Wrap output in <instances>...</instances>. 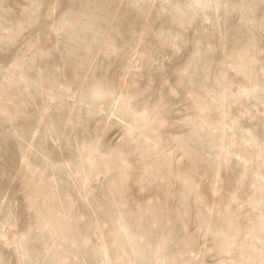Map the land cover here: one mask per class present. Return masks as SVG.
Here are the masks:
<instances>
[{"label":"rangeland","instance_id":"374dc122","mask_svg":"<svg viewBox=\"0 0 264 264\" xmlns=\"http://www.w3.org/2000/svg\"><path fill=\"white\" fill-rule=\"evenodd\" d=\"M222 2L224 6L210 14L208 22L197 20L184 33L178 55L162 50L171 57L162 61V72L145 68L137 77L139 89H148L141 105H156L161 97L166 105L167 122L160 136L171 153V167L163 172L171 175L143 192L132 185L121 197L111 176L101 174L103 168L76 175V142L92 139L85 128L95 127V121L75 130L66 128L65 122L79 110L70 97L84 86L85 72L89 83L99 80L114 87L122 83L131 67L137 34L144 29L143 17L129 3L121 6L116 30L98 24L91 30L58 35L57 10L48 4L0 0V48L5 49L0 75L6 70L15 74L4 83L7 114L0 115V198L6 197V211L0 217L5 225L0 232V260L4 264H19L24 255L45 264H225L260 258L251 249L264 213V159L258 147L264 144V93L260 92L264 4ZM66 7L62 5L61 11ZM160 27L156 23L155 28ZM109 38L119 49L115 54L104 46ZM198 41L213 49L195 81L203 101L190 99L186 88L177 87L179 73ZM143 48L159 55L160 43L148 34ZM18 57L23 60L14 67ZM133 75L135 69L129 83ZM59 85L70 92L57 99ZM173 89L179 94L171 95ZM197 127L202 131L193 135ZM122 134L121 127H113L104 141L105 150L116 147ZM49 165H71L72 170ZM29 168L44 172L45 192L54 211L43 232H33L25 241L21 237L36 223L25 187Z\"/></svg>","mask_w":264,"mask_h":264},{"label":"clouds","instance_id":"9594fccd","mask_svg":"<svg viewBox=\"0 0 264 264\" xmlns=\"http://www.w3.org/2000/svg\"><path fill=\"white\" fill-rule=\"evenodd\" d=\"M40 3L48 4L57 10L60 23L55 30L58 35L65 31L75 32L77 29L91 30L93 25L98 24L107 25L109 29L116 30L122 19L119 15L121 6H127L129 3L136 6L144 19V29L137 34L139 39L133 49L131 67L122 77V83L118 87L105 85L99 80L89 83L88 72H85L84 86L70 97L77 101L79 110L74 118L69 116L65 127L75 130L95 121V127L85 128L86 131H90L92 139L84 143L76 142L78 153L75 165L76 175H90L103 168L105 171L101 174L111 176L114 191L121 197L130 190L132 185L140 186V191L143 192L146 186L167 179L171 173L166 175L163 169L165 167L170 169L171 153L163 146L164 141L160 136V130L167 122L164 111L166 105L163 103V97L156 105L149 106L147 103L141 105V97L147 93L148 89H139L137 77L145 68L150 72L153 69L162 72V61L171 59L170 56L164 55L162 50L169 49L172 55H178L185 43L184 33L197 20L202 19L208 22L210 14L218 13L224 6L222 0H40ZM260 3L264 4V0H260ZM62 5L68 7L61 11ZM47 22L46 20L45 23ZM156 23L161 24L159 29L155 28ZM169 24L172 27H166ZM148 34L155 36L159 41V55L156 51L147 48L141 50ZM96 35L100 33L97 32ZM104 46L108 53L115 54L119 51L110 38L105 40ZM212 50L211 45L205 46L198 41L190 62L179 73L177 87L186 88L190 99L204 100V97L199 96L195 90V81L199 73L207 67L204 60ZM28 51H31V48ZM86 51L90 53L91 49L87 48ZM4 54L5 49L0 48V57ZM22 60V57H18V63L14 67H19ZM132 69H135V75L129 83ZM14 77L15 74L8 70L0 75V115L7 114L4 83L12 81ZM58 88L57 99L65 91L70 92V89H65L63 85H59ZM260 92L264 93V87L260 89ZM178 94L174 89L171 91V95ZM117 126L121 127L123 134L120 135L116 147L105 150L104 141L107 133ZM200 131L202 129L199 127L194 128L193 135H198ZM150 135L153 137L151 140L148 139ZM258 147L264 159V144ZM49 167L53 169L66 167L69 171L72 170L71 165H49ZM46 183L44 172L40 169H28L25 187L31 205L29 211L35 214L36 223L24 233L22 240L27 241L33 232H43L50 223L54 209L50 206L51 200L45 192ZM5 211L6 197H3L0 198V217L4 216ZM8 219H11L10 212ZM4 226L3 220H0V232ZM259 233V238L251 249L253 253H259L258 260L249 257L225 262V264H264V213L260 217ZM0 264H4V261L0 260ZM19 264H45V262L24 255ZM143 264H177V262L144 261ZM184 264H190V262H184Z\"/></svg>","mask_w":264,"mask_h":264},{"label":"snow or ice","instance_id":"6c2138e0","mask_svg":"<svg viewBox=\"0 0 264 264\" xmlns=\"http://www.w3.org/2000/svg\"><path fill=\"white\" fill-rule=\"evenodd\" d=\"M242 94H247V92H243Z\"/></svg>","mask_w":264,"mask_h":264}]
</instances>
